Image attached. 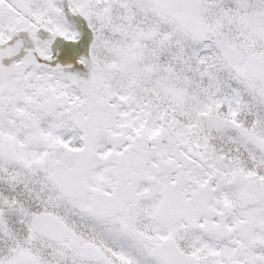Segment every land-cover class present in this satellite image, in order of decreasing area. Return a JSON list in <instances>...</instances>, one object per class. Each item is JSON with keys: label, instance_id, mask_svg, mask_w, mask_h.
I'll return each mask as SVG.
<instances>
[{"label": "snow or ice", "instance_id": "6c2138e0", "mask_svg": "<svg viewBox=\"0 0 264 264\" xmlns=\"http://www.w3.org/2000/svg\"><path fill=\"white\" fill-rule=\"evenodd\" d=\"M0 264H264V0H0Z\"/></svg>", "mask_w": 264, "mask_h": 264}]
</instances>
